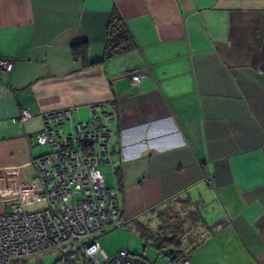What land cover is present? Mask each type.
<instances>
[{
    "label": "crops",
    "instance_id": "crops-1",
    "mask_svg": "<svg viewBox=\"0 0 264 264\" xmlns=\"http://www.w3.org/2000/svg\"><path fill=\"white\" fill-rule=\"evenodd\" d=\"M114 12L134 44L104 57ZM0 56V189L17 192L0 213L44 204L28 197L41 115L87 119L110 101L118 226L143 223L158 254L177 247L167 264H264V0H0ZM21 109L32 117L16 122ZM162 230L178 245L156 248Z\"/></svg>",
    "mask_w": 264,
    "mask_h": 264
},
{
    "label": "built area",
    "instance_id": "built-area-1",
    "mask_svg": "<svg viewBox=\"0 0 264 264\" xmlns=\"http://www.w3.org/2000/svg\"><path fill=\"white\" fill-rule=\"evenodd\" d=\"M11 68L12 61L0 56V74ZM140 76L130 74L131 83L138 84ZM89 108L87 119L75 116L76 107L41 115L43 124L35 133L36 143L50 149L31 159L39 190L28 197L44 204L26 209L23 201H15L0 213V264L44 252H56L51 264H154L128 249L108 255L100 248L98 237L122 219L119 187L116 182L106 185L98 168L100 164L115 167L110 155L118 123L110 101ZM31 117L30 110L21 109L14 121ZM177 264H190V260Z\"/></svg>",
    "mask_w": 264,
    "mask_h": 264
},
{
    "label": "rangeland",
    "instance_id": "rangeland-1",
    "mask_svg": "<svg viewBox=\"0 0 264 264\" xmlns=\"http://www.w3.org/2000/svg\"><path fill=\"white\" fill-rule=\"evenodd\" d=\"M67 128L66 125L64 127ZM49 147L47 145H38L36 146L37 153L42 154L44 152L49 151ZM109 164H100L98 168L104 174V180L106 185H112L114 180L112 178V173L109 170ZM17 192H14L12 195H7L4 193L3 189H0V198H12L16 197ZM181 201V200H180ZM7 209L11 208L10 201H7L6 204ZM27 208V207H24ZM151 220L153 219L152 216ZM98 242L100 248L105 251L108 255L113 254L118 251L120 248L128 249L131 252H144L148 255L158 256L160 261H165L167 264V260L162 254H158V252L151 246L146 245L143 247L144 243L137 234V230L134 228L133 224L123 223L120 226L110 229L107 233L102 234L98 237ZM112 249V250H111ZM56 259V252H44L41 254H37L35 256L27 257L26 264H51ZM22 260L19 261L21 263Z\"/></svg>",
    "mask_w": 264,
    "mask_h": 264
},
{
    "label": "trees",
    "instance_id": "trees-1",
    "mask_svg": "<svg viewBox=\"0 0 264 264\" xmlns=\"http://www.w3.org/2000/svg\"><path fill=\"white\" fill-rule=\"evenodd\" d=\"M134 42L132 39V36L130 35L128 29L125 27L122 18L119 16L117 12H114L108 19L107 23V38H106V46L103 53V56H109L117 52H121L124 50H128L133 46ZM80 51V49L75 50ZM136 230L139 234V237L143 239L144 237H149V231L143 223L136 221ZM162 236L156 238L151 242L156 248H161L167 244L172 243L177 244L179 242H175L176 235L175 233L172 234V231H164L162 230ZM171 235L169 236V234ZM149 235V236H148ZM144 240V239H143ZM177 249V247H176ZM177 253L179 254V250L177 249ZM176 253V254H177ZM181 253V252H180ZM180 256L176 255L175 260H179ZM20 260H14L11 264H26V260H22L21 263H19Z\"/></svg>",
    "mask_w": 264,
    "mask_h": 264
},
{
    "label": "water",
    "instance_id": "water-1",
    "mask_svg": "<svg viewBox=\"0 0 264 264\" xmlns=\"http://www.w3.org/2000/svg\"><path fill=\"white\" fill-rule=\"evenodd\" d=\"M177 249L172 246H166L161 249V254L165 255L166 257H169L171 260H173L176 257Z\"/></svg>",
    "mask_w": 264,
    "mask_h": 264
}]
</instances>
